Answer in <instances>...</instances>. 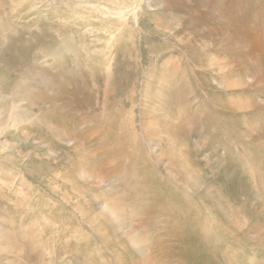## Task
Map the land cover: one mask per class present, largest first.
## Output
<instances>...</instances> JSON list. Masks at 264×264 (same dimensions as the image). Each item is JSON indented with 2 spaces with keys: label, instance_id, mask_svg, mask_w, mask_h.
I'll use <instances>...</instances> for the list:
<instances>
[{
  "label": "rangeland",
  "instance_id": "1",
  "mask_svg": "<svg viewBox=\"0 0 264 264\" xmlns=\"http://www.w3.org/2000/svg\"><path fill=\"white\" fill-rule=\"evenodd\" d=\"M124 2L0 0V264H264V0Z\"/></svg>",
  "mask_w": 264,
  "mask_h": 264
},
{
  "label": "bare ground",
  "instance_id": "2",
  "mask_svg": "<svg viewBox=\"0 0 264 264\" xmlns=\"http://www.w3.org/2000/svg\"><path fill=\"white\" fill-rule=\"evenodd\" d=\"M108 1V3H110V4H112L111 6L112 7H105L104 6V9L109 13V14H111V15H113V16H116V17H124V16H126V13L128 12V9H126V7H125V2H124V0H107ZM100 2V1H99ZM103 2V1H102ZM95 5V4H94ZM102 5V4H101ZM97 6H99V5H97ZM95 7V6H94ZM101 7V6H100ZM99 9V8H98ZM140 9V8H139ZM102 10V9H101ZM131 10V9H130ZM133 19V18H132ZM164 211H166V213L167 214H169V215H176V213L179 211V212H181V213H183V214H185L186 213V211H184V210H182L181 209V211H180V208L178 207V205L177 206H172V205H170V203H169V205H166L165 207H164ZM189 211V210H188ZM178 212V213H179ZM190 212H191V210H190ZM189 212V213H190ZM178 215V214H177ZM174 218H175V216H174ZM172 220V219H171ZM174 222V221H173ZM170 223V222H169ZM176 223V222H175ZM195 223V222H194ZM186 224H188V223H185V222H183V223H181L180 225H179V227H180V229H182L184 226H186ZM173 225V224H172ZM171 225V226H172ZM173 227V226H172ZM188 226H186V228H187ZM177 232H175V234L176 233H178V232H180V230H176ZM186 231H187V229H186ZM182 232V231H181ZM166 256V255H165ZM219 259V258H218ZM232 262H230V264H231ZM144 264V263H143Z\"/></svg>",
  "mask_w": 264,
  "mask_h": 264
}]
</instances>
